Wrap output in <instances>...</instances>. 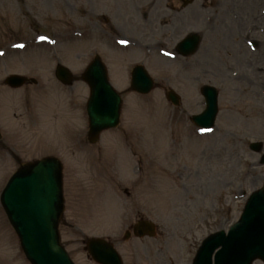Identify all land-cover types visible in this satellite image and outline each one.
I'll return each mask as SVG.
<instances>
[{
	"label": "rangeland",
	"instance_id": "obj_1",
	"mask_svg": "<svg viewBox=\"0 0 264 264\" xmlns=\"http://www.w3.org/2000/svg\"><path fill=\"white\" fill-rule=\"evenodd\" d=\"M141 1L147 0H137L138 3L130 0H0V48L8 51L6 60L0 61L2 139L9 140L13 146L7 147L14 149L22 160L47 152L63 163L65 183L71 185L65 215L74 229L60 226V234L76 264H93L87 261L83 249L85 239L92 236L107 237L124 264H164L167 255L177 264H189L187 260L194 255L200 241L235 221L243 199L264 183V168L241 165L254 159L249 154L244 156V149L238 144L264 139V114H261L264 101L259 98L262 105L255 104L252 114L263 117L257 132L254 126L247 130L248 124L244 121H227L232 104L243 100L240 107L245 113L244 105L249 104L251 98L239 99L236 95L229 98L223 94L220 102L226 111L218 118L219 131L202 138L191 137L188 118L201 110L199 98L194 94L196 82L191 78L196 74L193 71L180 73L177 63L169 65L154 61L156 58L141 59L134 53L119 54L123 61L119 63L117 54L104 51L112 67L128 69L141 62L155 82L154 90L145 97L147 99L126 93L118 128L101 135L97 144H87L84 109L88 89L80 75L98 48L97 37L89 38L85 25L88 20L111 21L122 34L135 37V29L139 27L137 8ZM257 1L245 0L244 4L252 3L256 10L254 2ZM222 6L215 10L221 12ZM158 15L155 11L154 18ZM160 20L166 18L155 19V23ZM38 34H45L56 44L48 46L47 50L32 49L33 52L22 56L9 52L12 43H29ZM146 34L144 42L147 43L169 44L175 40L167 34V29H151ZM179 35L176 33L175 37ZM24 37L27 39H22ZM210 40H214L213 37H209ZM54 49L55 59L73 75L71 88H61L54 80L53 63L45 57ZM203 50L207 55H215L212 47L205 46ZM258 57L264 61L263 57ZM215 67L213 64L211 69ZM119 73L124 76L123 71ZM11 74H28L38 85L27 87L23 92L10 91L2 85ZM205 76L198 82L222 85L213 76ZM262 76L263 71L254 82L259 83ZM118 81L120 86L125 82ZM167 89L180 96L178 109L166 103L164 92ZM25 94L31 102L29 110L22 105ZM42 113L45 114L41 117ZM230 118L233 120L234 116L230 114ZM55 119L59 125H54ZM49 124V130L43 128ZM223 140V147L236 154L230 155V162L220 164L214 157L213 146L217 147ZM40 141L42 147L35 148ZM33 150L35 152H31ZM4 154L5 151L0 153V190L16 168ZM135 165L140 167L137 174H134ZM119 174L124 175V180H118L117 184L121 189L126 188L128 194L118 191L120 202L114 203V216L112 202L110 199L108 202L106 196H112L116 183L106 187L104 181L109 175L121 178ZM104 202H108L109 221L114 220L108 225L101 219L106 212L102 207ZM138 219L152 221L157 228L156 237L138 240L130 236L124 241L129 224ZM8 231L0 210V264H27L15 236ZM160 249L167 251L165 255L158 252ZM183 253L190 254L184 257Z\"/></svg>",
	"mask_w": 264,
	"mask_h": 264
},
{
	"label": "water",
	"instance_id": "obj_2",
	"mask_svg": "<svg viewBox=\"0 0 264 264\" xmlns=\"http://www.w3.org/2000/svg\"><path fill=\"white\" fill-rule=\"evenodd\" d=\"M99 75H101V71H99L98 68L93 69L91 72L92 82L99 83V80L96 79ZM96 95H97L96 92H94L95 98ZM44 219L46 220V224L48 226V232H49V241L47 246H45V244L42 243L41 240H40L41 243L39 244L32 241V235H31L32 231L30 226L34 230H36L37 227L35 225V221L31 222L30 219V221H27L25 223L13 222V224L16 226V230L19 233V236L22 241L23 249L26 252L27 257L32 264H64L60 256L61 254L59 253L61 249L54 240L53 237L54 234H52V226L50 225L51 220L55 219V215L47 214L44 217ZM23 227H25L26 229ZM26 234L30 235L31 240L29 239L30 237Z\"/></svg>",
	"mask_w": 264,
	"mask_h": 264
},
{
	"label": "bare ground",
	"instance_id": "obj_3",
	"mask_svg": "<svg viewBox=\"0 0 264 264\" xmlns=\"http://www.w3.org/2000/svg\"><path fill=\"white\" fill-rule=\"evenodd\" d=\"M252 108H253V111H252V114H253V113L255 112V111H254V104L252 105ZM252 114H251V115H252ZM251 115H250L249 117L246 118L247 121H248V122H247L248 126H251V122H250V120H249L250 117H251ZM230 121H231V123H232V121H234V120H231V119H230Z\"/></svg>",
	"mask_w": 264,
	"mask_h": 264
}]
</instances>
